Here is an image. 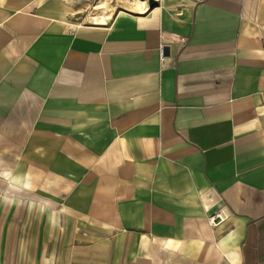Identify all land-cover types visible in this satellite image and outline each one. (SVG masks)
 Masks as SVG:
<instances>
[{"label": "crops", "instance_id": "crops-1", "mask_svg": "<svg viewBox=\"0 0 264 264\" xmlns=\"http://www.w3.org/2000/svg\"><path fill=\"white\" fill-rule=\"evenodd\" d=\"M156 1L0 0V264H264V0Z\"/></svg>", "mask_w": 264, "mask_h": 264}, {"label": "rangeland", "instance_id": "rangeland-1", "mask_svg": "<svg viewBox=\"0 0 264 264\" xmlns=\"http://www.w3.org/2000/svg\"><path fill=\"white\" fill-rule=\"evenodd\" d=\"M100 1L101 0H77L75 13L72 14V16H70V21H69L70 24L72 26L106 24L108 21H106L105 23H101L98 20L97 21L92 20L93 18L101 15L102 14L101 12L104 11V10L96 9V6L99 4ZM107 1L109 6L114 5L115 8L111 14H115L121 11L120 6L122 0H107Z\"/></svg>", "mask_w": 264, "mask_h": 264}, {"label": "bare ground", "instance_id": "bare-ground-1", "mask_svg": "<svg viewBox=\"0 0 264 264\" xmlns=\"http://www.w3.org/2000/svg\"><path fill=\"white\" fill-rule=\"evenodd\" d=\"M146 8L144 1L141 0H122L120 9H129L130 11L142 12ZM96 9L104 10L101 15L93 18L94 21H99L101 23H105L109 21L111 13L114 11V5L109 6L107 0H101L99 4L96 6Z\"/></svg>", "mask_w": 264, "mask_h": 264}, {"label": "water", "instance_id": "water-1", "mask_svg": "<svg viewBox=\"0 0 264 264\" xmlns=\"http://www.w3.org/2000/svg\"><path fill=\"white\" fill-rule=\"evenodd\" d=\"M141 1H145V4H146V8L147 10H152L153 8H155L157 6V1L156 0H141ZM121 11H126V12H130V11H127V10H122ZM113 15V14H112ZM112 17V16H111ZM110 17V19H111ZM109 19V20H110ZM109 22V21H108ZM107 22V23H108ZM106 23V24H107Z\"/></svg>", "mask_w": 264, "mask_h": 264}, {"label": "built area", "instance_id": "built-area-1", "mask_svg": "<svg viewBox=\"0 0 264 264\" xmlns=\"http://www.w3.org/2000/svg\"><path fill=\"white\" fill-rule=\"evenodd\" d=\"M144 3H145V1H144ZM145 5H146V4H145ZM159 53H160V54L162 53V50H161V49L159 50ZM222 220H223V217H222V216H220V215H215V217H213L212 219L209 220V224H210L211 226H213V225H216L218 221H222Z\"/></svg>", "mask_w": 264, "mask_h": 264}]
</instances>
